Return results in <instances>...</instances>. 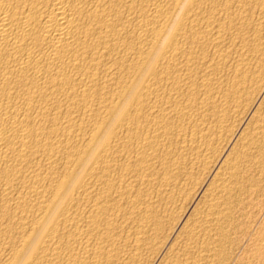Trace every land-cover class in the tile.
<instances>
[{
  "label": "bare ground",
  "instance_id": "obj_1",
  "mask_svg": "<svg viewBox=\"0 0 264 264\" xmlns=\"http://www.w3.org/2000/svg\"><path fill=\"white\" fill-rule=\"evenodd\" d=\"M262 4L0 0V264H139L182 164L209 160L211 123L232 119L226 100L243 108L264 76ZM244 131L185 219L179 264L217 261L233 209L259 186L264 114Z\"/></svg>",
  "mask_w": 264,
  "mask_h": 264
},
{
  "label": "rangeland",
  "instance_id": "obj_2",
  "mask_svg": "<svg viewBox=\"0 0 264 264\" xmlns=\"http://www.w3.org/2000/svg\"><path fill=\"white\" fill-rule=\"evenodd\" d=\"M263 6H264V4H262ZM260 6V7H262L263 8V6ZM256 14V16L252 13V14H250V15H248V19H247V21L246 22H248V23H253L256 19H257V17H258V11H256L255 12ZM255 16V18L256 19H254L253 17ZM256 22V21H255ZM251 25V24H250ZM237 41H238V39H237ZM230 45V44H229ZM239 45V44H238ZM236 47V45L235 46H232V44L230 45V47L228 48V53H230V58L231 59H234L235 57H236V54H237V47ZM234 53V54H233ZM223 78V79H222ZM261 79H259L258 81H259V86H255V85H258L256 82L257 81H254L253 83H252V89H254V90H256V91H254L253 92V95H252V97H246V98H248V102H247V104H242V106H243V108L241 107H237V104L236 103H234V102H231V101H229V100H226V104H228L227 105V107L229 108V110H228V114H229V116L232 118L231 120H230V118L228 117V119L229 120H227V122L229 121H233V123L232 122H228V123H226V126H225V128H224V126L221 128L219 125H215L214 123H211L212 124V126H217V128L215 127V129L214 128H212L215 132H217V135H216V137H213L212 139H213V141L216 143V144H218V145H216L215 143H213V141H212V148H215V151H213L212 149H211V151H209L208 152V154L211 156V155H213V158H214V160H213V158H212V156L210 157H208V155H207V157L209 158V163H210V168H209V166H208V169H207V165L209 164L208 163V161L205 163L206 164V166H205V164H203L202 163V165H200L199 163V165L198 164H196L195 166V168H193L191 165L193 164L194 165V163H193V159H191L190 160V158H189V162L188 161H186V163H188V164H182L183 166H182V171L180 170L179 171V175H178V177H176L175 179H173V180H175V182H173L172 181V183L176 186H174L173 184H172V186L174 187H170L168 190H166V191H168V192H166L165 191V196L167 197V196H171L172 194V198L169 196V197H167V198H170V206H168L169 204H166L168 207H166V209L167 208H169V209H167L168 211H170V212H167V211H165V212H163V213H167V215H165V214H163V213H161V215L163 216V226L161 227V230H159L158 231V233H156V238H155V243H154V245H153V249H152V247L151 248H148V250L146 251V250H144V252H143V255H142V258L143 259H141V262H142V264H165L166 262H168V261H166V260H170V258H168V256H173V258L175 259H173L174 260V262H173V264H177L181 259H182V257H183V259L185 258V256H184V254L182 253L183 252V250H182V248H181V244H182V241H184L185 240V229L183 228L184 227V223L186 222V220L187 219H190V218H192L194 215H193V213H195L194 212V210L196 211V208H194V207H197L196 205L199 203V200H200V196L203 194V192H205V191H207V190H209V189H211L212 187V182H214L213 180H214V178H215V173H216V171L217 170H219L218 168H220V165H222V163H223V161L225 162L226 160H229L230 158H227V157H229V155H230V157H232L233 155V151L236 149V148H238L237 146H239L240 145V141H241V137L243 136V134H244V130H248L249 129V127L251 128V127H253L254 126V123H255V117H259L261 114H264V93L263 92H261V93H259L260 91H259V88H257V87H260L261 85H264V76L262 77H260ZM220 79V80H219ZM224 77H221V78H218V79H216V83H218V81H219V83L217 84V85H219L220 84V82H221V84L220 85H222L223 83H224ZM260 81H262V82H260ZM261 84V85H260ZM254 93H255V95H254ZM258 94V96L256 97V95ZM261 95H262V97H261ZM260 96V97H259ZM253 97H255V98H253ZM256 99V100H255ZM251 100H252V102H251ZM250 101V102H249ZM250 106H249V105ZM231 105H232V107H231ZM234 105V106H233ZM251 105H252V107H251ZM237 108H236V107ZM246 106H248V108L246 107ZM234 107V108H233ZM244 107H246V110L244 109ZM256 107V108H255ZM236 108V109H235ZM232 109L234 110V111H232ZM243 110V111H245L244 113V116L241 114V112L243 113V111H240V110ZM257 109V110H256ZM260 109V111H258ZM210 110V107L208 106V111ZM231 110V111H230ZM237 110V111H236ZM240 111V112H239ZM263 111V112H262ZM230 112H232V113H234V114H231ZM240 113L239 115H238V113ZM253 112H254V114H253ZM198 111H196V112H193V118L194 117H198ZM209 113H210V111H209ZM237 113V114H236ZM260 115H259V114ZM236 115H238V116H240V119L242 118V121L241 120H239V117H237ZM233 116V117H232ZM235 116V117H234ZM210 119V118H209ZM237 119H238V121H237ZM234 120H235V122H234ZM251 120V121H250ZM254 120V121H253ZM236 121H237V123H236ZM253 121V123H251ZM207 122H210V120H208ZM239 122V123H238ZM186 123L188 124V127L187 128H184L183 129V131H179V129L178 130H176V132H175V139H176V137H178V133L180 132V135H181V137L179 136L178 138H177V140H174V143H176V144H174L173 143V148H177L178 146H179V144H180V142H181V139H183V136H184V139H186V138H189L190 137V133H191V131H192V129H193V124H192V122L191 121H186ZM185 123V124H186ZM186 124V125H187ZM190 124V125H189ZM192 124V125H191ZM211 124L209 123V127L211 126ZM232 124L234 125V126H232ZM251 124H252V126H251ZM185 125V126H186ZM228 125V126H227ZM248 125V126H247ZM190 126V127H189ZM211 126V127H212ZM247 128H246V127ZM192 127V128H191ZM230 127V128H229ZM235 127V128H234ZM237 127V128H236ZM190 128V129H189ZM221 128V129H220ZM229 128V129H228ZM233 128V129H232ZM245 128V129H244ZM220 129V130H219ZM226 131H225V130ZM236 129V130H235ZM188 130V131H187ZM177 131H178V133H177ZM190 131V132H189ZM222 131V132H221ZM232 131H234V132H232ZM244 131V132H243ZM187 132H188V135H187ZM224 132V133H223ZM227 132V133H226ZM229 132V133H228ZM183 135H182V134ZM226 133V134H225ZM231 133V134H230ZM184 134H186V135H184ZM242 134V135H241ZM236 135H237V137H236ZM185 136H186V138H185ZM189 136V137H188ZM217 136H218V138H217ZM226 138H225V137ZM232 136V137H231ZM227 137H229V138H227ZM236 137V138H235ZM220 138V139H219ZM238 138H240L239 140H238ZM218 139V140H217ZM224 141H223V140ZM229 140V139H231V140H229V141H226V140ZM237 139V140H236ZM234 140H236V141H234ZM177 141V142H176ZM179 141V142H178ZM219 141H220V144H219ZM225 142V143H224ZM223 143V144H222ZM232 143V144H231ZM228 144V145H227ZM239 144V145H238ZM181 145V144H180ZM219 145H223V146H219ZM224 145H226V147H224ZM236 146V148H234ZM222 147V148H221ZM223 147H224V149H223ZM233 149H232V148ZM240 147V146H239ZM219 148V150H220V148L222 149V154H221V152L219 151V150H217ZM229 149V150H228ZM228 150V151H227ZM216 151H218V152H216ZM229 151H231V152H229ZM226 154H228V155H226ZM219 158H218V157ZM227 156V157H226ZM210 159H211V161H210ZM262 159H264V157H262L259 161H258V164L256 165V162H254V163H251V167L253 168L252 169V171H253V173L257 176V178L259 179V186L258 187H256V186H254V187H252V191L250 190L249 192H248V194H245V195H241V197H242V199H244L243 201V204L241 205V206H238V207H236V208H234L233 209V211H232V215H234L233 216V220L231 219V221H232V223H231V225L227 228V231H228V238L229 239H227V240H229V241H227V244L224 246V248H223V251L221 252V254L219 255V258L217 259V261H215V260H213L212 262H214L213 264H264V160H262ZM194 160H196V159H194ZM216 160V161H215ZM217 160H219V161H217ZM262 160V161H261ZM197 161V160H196ZM213 162V163H212ZM217 162V163H216ZM208 163V164H207ZM216 163V164H215ZM260 163V164H259ZM214 164H215V166H214ZM191 166L190 167V169L188 168V166ZM256 167H255V166ZM261 165V166H260ZM262 165H263V168H262ZM187 166V168H185ZM204 167L203 169H202V167ZM211 166H213V167H211ZM200 167H201V169H200ZM259 167H261V168H259ZM211 168H213L212 169V171H211ZM256 168V169H255ZM196 171H195V170ZM204 169H205V171H204ZM210 169V170H209ZM259 169V170H258ZM185 170H187V171H185ZM189 170V171H188ZM198 170V171H197ZM202 170H203V173H201L202 172ZM209 170V171H208ZM255 170H256V172H255ZM183 171H185V173L187 172L188 174H185V173H183ZM192 173H191V172ZM199 171H200V173H199ZM198 172V173H197ZM207 172H209V173H207ZM260 172V173H259ZM183 175H182V174ZM191 173V174H190ZM206 173V174H205ZM180 174H181V176L182 177H187V178H189V179H187L186 178V181H185V178L183 179L184 180V182H181L182 181V179L180 180ZM184 174H185V176H184ZM209 176H208V175ZM258 174V175H257ZM186 175H188V176H186ZM189 175H192V178L189 176ZM194 175V176H193ZM199 175V176H198ZM211 175V176H210ZM261 175V176H260ZM180 176V177H179ZM196 176V177H195ZM213 176H214V178H213ZM261 177V178H260ZM196 178H198V179H196ZM178 179V181L176 182V180ZM179 180H180V182H179ZM189 180V181H188ZM192 180V181H191ZM203 180V181H202ZM186 182V183H185ZM176 183V184H175ZM183 184V185H181V184ZM196 183V184H195ZM181 185V186H178V185ZM202 184V185H201ZM212 184V185H211ZM191 185V186H190ZM195 185V186H194ZM193 186V187H192ZM197 186V187H196ZM210 186V187H209ZM181 188L180 190H178V188ZM195 187V188H194ZM172 188V189H171ZM194 190H192V189ZM197 188V189H196ZM209 188V189H208ZM174 189V190H173ZM184 189V190H183ZM187 189V190H186ZM203 189V190H202ZM181 190H183V191H181ZM263 190V191H262ZM173 191V192H172ZM177 191H179V192H177ZM186 191V192H185ZM188 191V192H187ZM169 193V194H168ZM170 193H172V194H170ZM180 193H181V196H180ZM197 193V194H196ZM200 193H202V194H200ZM176 195V196H175ZM187 195V196H186ZM200 195V196H199ZM187 197V199H186V197ZM190 196V197H189ZM194 196H195V198H194ZM180 197V198H179ZM177 198V199H176ZM172 199V200H171ZM192 199V200H191ZM174 200V201H173ZM182 202V203H181ZM196 203V204H195ZM185 204V205H184ZM187 204V205H186ZM245 204V205H244ZM173 207V208H172ZM186 207V208H185ZM176 208V209H175ZM188 208V209H187ZM185 210V211H184ZM243 211V212H242ZM170 215H169V214ZM179 214V215H178ZM173 215V216H172ZM166 218V220H165V218ZM169 217V218H168ZM175 217V218H174ZM177 217V218H176ZM186 219V220H185ZM185 220V221H184ZM166 221V222H165ZM172 223H173V225H172ZM127 226V225H126ZM231 227H232V229H231ZM127 228V229H126ZM125 228V230H129L128 228V226ZM168 229V230H167ZM183 230V231H182ZM128 232V231H127ZM163 232H165V233H163ZM167 232V233H166ZM172 232V233H171ZM170 233V234H169ZM179 233H180V235H179ZM185 235L184 237L183 236H181V235ZM178 235V236H177ZM158 236H160V237H158ZM183 237V238H182ZM184 239V240H183ZM163 240V241H162ZM159 242V243H158ZM174 242V243H173ZM175 242H177V243H175ZM231 242V243H230ZM157 243V245H156V247H155V244ZM164 243V244H163ZM172 243V244H171ZM159 245H161V246H159ZM175 245V246H174ZM179 245V246H178ZM169 246H170V248H169ZM177 246L179 247V248H177ZM211 246H213V245H211ZM155 247V248H154ZM159 248V249H158ZM172 248H177L176 250H175V253H173L174 252V249H172ZM149 249L151 250V251H149ZM157 249V250H156ZM163 249V250H162ZM172 249V250H171ZM156 250V251H155ZM157 252V253H156ZM154 253V254H153ZM165 253V254H164ZM156 254H158V255H156ZM166 255V256H165ZM180 256V257H179ZM146 259H145V258ZM179 257V258H178ZM168 258V259H167ZM179 260V261H178ZM218 260H220L219 262H218ZM147 261V262H146ZM177 261V262H176ZM140 262V263H141ZM182 262V261H181ZM205 262H208V260L207 261H205ZM204 262V263H205ZM139 263V264H140ZM190 263L192 264L193 262L192 261H190ZM189 263V264H190ZM211 263V261L209 262V264ZM179 264V263H178ZM206 264V263H205ZM208 264V263H207ZM212 264V263H211Z\"/></svg>",
  "mask_w": 264,
  "mask_h": 264
}]
</instances>
